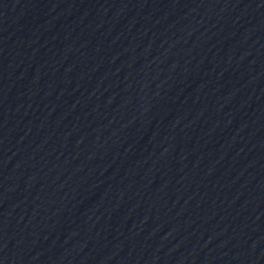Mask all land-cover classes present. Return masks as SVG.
<instances>
[{
	"label": "water",
	"instance_id": "1",
	"mask_svg": "<svg viewBox=\"0 0 264 264\" xmlns=\"http://www.w3.org/2000/svg\"><path fill=\"white\" fill-rule=\"evenodd\" d=\"M0 264H264V0H0Z\"/></svg>",
	"mask_w": 264,
	"mask_h": 264
}]
</instances>
